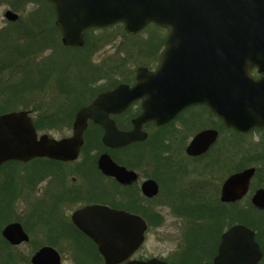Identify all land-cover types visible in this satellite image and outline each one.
I'll return each mask as SVG.
<instances>
[{"label":"flooded vegetation","instance_id":"af4514ba","mask_svg":"<svg viewBox=\"0 0 264 264\" xmlns=\"http://www.w3.org/2000/svg\"><path fill=\"white\" fill-rule=\"evenodd\" d=\"M2 6V42L25 28L39 44L59 39L62 47L80 50L86 56L87 71L92 70L95 64L88 61L92 51L83 52L87 42L89 47L88 33L109 26L86 27L81 32L82 44L67 45L49 0H0ZM7 10L17 17L8 19ZM113 25L124 29L122 23ZM151 25L166 30L162 42L160 36H153L157 47L162 44L160 52L154 51V63L131 68L124 81L108 80L107 87L97 91L93 78L83 76L74 92L73 87L60 85L61 80L51 84L42 79L38 86L44 93L36 99L37 105L23 109L37 135L71 136L79 110L121 83L134 86L138 67L154 75V96L173 102L178 90L175 72H158L169 32L154 23L144 28ZM200 60L204 101L185 105L163 122L136 121L145 111L142 97L120 110L106 111L119 131L137 127L140 138L123 145L107 144L103 126L88 118L75 159L44 156L0 165V264H34L38 253L41 264H127L151 259L156 264H264V72L256 66L249 70L252 79H263V85L252 89L248 119L240 120L245 105L239 103L233 71L223 72L215 64L221 68L206 72V56ZM207 75L219 76L220 84L207 88ZM102 156L124 169L121 180L107 173ZM13 163L20 165L14 169ZM93 205L134 218L124 220L120 227L103 216V223L88 226V233L73 214ZM14 223L23 235L8 228ZM143 223L140 245L122 260L112 263L115 258L101 252L100 244L126 243L121 238L133 236ZM80 224L88 223L81 219ZM20 236L24 238L16 242Z\"/></svg>","mask_w":264,"mask_h":264},{"label":"water","instance_id":"95a60500","mask_svg":"<svg viewBox=\"0 0 264 264\" xmlns=\"http://www.w3.org/2000/svg\"><path fill=\"white\" fill-rule=\"evenodd\" d=\"M49 1L56 9V23L67 45L82 44L81 32L89 26L105 27L122 23L125 31L130 34L139 32L149 23L165 27L169 35L158 72L174 70L178 89L176 97L173 102L155 97L152 90L154 75L146 68L138 67L134 86L121 83L111 91L100 93L90 104L79 110L74 120L73 133L69 137L56 139L47 134L38 136L27 110L1 113L0 165L8 160L27 161L44 156L61 160L75 159L83 141L82 133L88 118L103 126V139L107 144L123 145L140 138L141 131L137 127L130 132L119 131L106 115V111L120 110L131 100L142 97L145 111L136 121L142 123L153 118L163 122L185 105L204 101L201 98L204 94L201 90L204 86V73L200 60L203 56H206V72L216 71L221 67L223 72L233 71V85L238 88L239 103L245 105L240 120L248 119V104L253 99L252 89L262 86L264 79L254 80L249 75V70L254 66L264 72V0ZM5 15L8 19L17 17L11 10H7ZM215 64H220L221 67H215ZM206 80L207 88L215 83L220 84L219 76L207 75ZM225 80L223 75L224 85ZM168 105L171 107L168 108ZM239 127L243 128L241 124ZM101 158L106 159L104 166L107 173L121 180L124 169L112 162L108 156ZM149 182L152 181L147 184ZM103 216L109 218L107 222L119 224L120 227L124 220L129 222L134 218L116 209L93 205L76 211L73 219L89 233V227L103 223ZM81 219L88 224H80ZM144 227L143 223L142 228L137 229L133 236L121 238V242L125 240L126 243L119 246L100 244L101 252L107 258L114 257L112 263L122 260L140 245ZM8 228H14L23 235L18 223L11 224ZM23 238L17 237L15 241ZM39 254L33 257L34 264H41ZM154 261H130L127 264H156ZM107 262L110 263L108 260Z\"/></svg>","mask_w":264,"mask_h":264},{"label":"rangeland","instance_id":"374dc122","mask_svg":"<svg viewBox=\"0 0 264 264\" xmlns=\"http://www.w3.org/2000/svg\"><path fill=\"white\" fill-rule=\"evenodd\" d=\"M16 9L24 14L21 8ZM3 12L4 6L0 7V25L4 21ZM24 30L17 31V35L9 34L4 42L0 37V113L37 105L36 99L44 93L38 86L42 79L47 78L51 84L61 80L60 85L73 87L74 92L82 85L83 76L93 78L97 91L107 87L108 80L114 84L124 81L131 68L155 62L153 53L156 48L157 53L160 52L162 44L157 47L153 36H160L159 41L162 42L166 31L153 25L135 35L127 34L121 25L92 29L88 33L89 47L87 42L83 52L91 49L88 61L95 65L91 71H87L88 62L80 50L62 47L58 43L59 39H53L50 44H39V40L34 41ZM12 32L15 34V31ZM24 68L27 69L25 73ZM8 82L13 83L14 87ZM13 164L14 169L20 165Z\"/></svg>","mask_w":264,"mask_h":264}]
</instances>
